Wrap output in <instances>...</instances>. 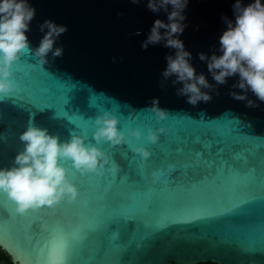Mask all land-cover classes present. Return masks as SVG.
Listing matches in <instances>:
<instances>
[{
    "label": "water",
    "instance_id": "water-1",
    "mask_svg": "<svg viewBox=\"0 0 264 264\" xmlns=\"http://www.w3.org/2000/svg\"><path fill=\"white\" fill-rule=\"evenodd\" d=\"M29 2L36 9L26 32L33 49L44 35V20L68 31L56 41L63 56L54 63L49 56L40 66L25 51L13 65L19 89L0 99V168L14 166L24 147L20 134L30 122L61 142L73 133L86 137L109 164L82 174L61 160L79 197L54 208L20 215L0 192V248L12 264H264V102L251 91L247 97L258 107L230 95L243 93L232 87L238 75L196 106L177 95L183 83L173 86L175 76L161 88L166 56L175 49L163 43L141 48L156 19L168 22V13H153L147 0ZM234 3L189 0L183 13L187 27L179 38L196 73L210 84L216 82L198 54H221L227 30L222 17L235 21ZM153 98L169 113L163 121L146 110ZM104 111L119 118L124 145L93 139L94 119ZM149 128L165 130L156 144L146 139ZM136 129L140 138L130 135ZM138 147L151 158L136 154Z\"/></svg>",
    "mask_w": 264,
    "mask_h": 264
},
{
    "label": "clouds",
    "instance_id": "clouds-1",
    "mask_svg": "<svg viewBox=\"0 0 264 264\" xmlns=\"http://www.w3.org/2000/svg\"><path fill=\"white\" fill-rule=\"evenodd\" d=\"M143 0H131L132 4H139ZM189 0H147V8L153 13L161 9L168 13L167 23L156 19L150 32L141 43V48L147 51L150 46L163 43L165 48L175 49L174 55H167V67L161 73V88L166 81L175 76L171 83L175 86L183 83L177 89V95L187 97V103L196 106L213 99L211 91L218 85L225 84L228 77L239 76V80L232 87L243 90V93L230 92V95L240 101H247L248 107H258L255 101L248 99L251 91L259 101L264 102V3L262 0H251L243 4L242 0H235L233 5L235 21L227 17L222 19L227 24L220 37V55L211 57L199 53L201 61H207L208 71L216 84H210L204 74H197L190 63L191 52L185 49L184 42L179 36L187 27L183 22V14ZM171 5L172 10L168 11ZM36 15L35 7L29 0H0V99L9 97L19 85L13 82V65L21 59V53L27 51L40 66L55 62L63 56V45L56 46L57 39L68 31L67 25H60L51 19L39 24L40 32L44 33L39 45L32 48L26 32L30 31V23ZM117 16L124 13L117 11ZM164 30L161 32V30ZM135 35H140L137 31ZM121 59H123L121 57ZM116 58L113 57V62ZM208 89L209 91H203ZM219 95V92H216ZM156 115L157 121L165 120L169 113L159 107V99L153 98L151 106L146 109ZM96 130L93 139L96 144L110 143L117 147L127 143L126 134L118 125L119 118L110 111H104L94 119ZM164 128L147 130L146 139L156 144ZM136 138L142 132L136 129L130 133ZM23 150L18 152L11 168H0V192L15 202L16 213L24 215L29 210H39L43 207L54 208L65 199L69 203L79 197L77 187L68 178V169L61 160L71 161L72 167L80 173H96L109 164L108 155L91 142L86 143V137L73 133L69 140L61 142L58 136L49 134L47 129L37 127L32 122L20 134ZM134 152L144 160L152 156L147 148L138 147ZM114 167H118L113 162Z\"/></svg>",
    "mask_w": 264,
    "mask_h": 264
},
{
    "label": "trees",
    "instance_id": "trees-1",
    "mask_svg": "<svg viewBox=\"0 0 264 264\" xmlns=\"http://www.w3.org/2000/svg\"><path fill=\"white\" fill-rule=\"evenodd\" d=\"M0 264H12L9 255L0 248ZM197 264H216L213 262H201Z\"/></svg>",
    "mask_w": 264,
    "mask_h": 264
},
{
    "label": "snow or ice",
    "instance_id": "snow-or-ice-1",
    "mask_svg": "<svg viewBox=\"0 0 264 264\" xmlns=\"http://www.w3.org/2000/svg\"><path fill=\"white\" fill-rule=\"evenodd\" d=\"M66 264H70V261L66 262Z\"/></svg>",
    "mask_w": 264,
    "mask_h": 264
}]
</instances>
